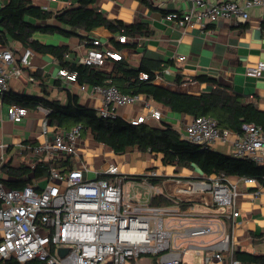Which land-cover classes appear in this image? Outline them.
<instances>
[{
    "label": "built area",
    "instance_id": "obj_1",
    "mask_svg": "<svg viewBox=\"0 0 264 264\" xmlns=\"http://www.w3.org/2000/svg\"><path fill=\"white\" fill-rule=\"evenodd\" d=\"M191 2L184 13L172 12L168 18L183 27L195 24L205 27L220 19L240 23L249 18L251 8L264 6V0ZM2 5L0 0V8ZM116 40L126 43L130 39L120 34ZM90 43L78 51V62L85 66L107 69L111 59L125 57L124 49L111 46L109 40L92 38ZM32 55L33 50L29 47L19 58L11 48L0 50V96L7 92L8 80L20 76L22 69L32 64ZM178 59L184 60L186 56L180 55ZM164 72H170V69L166 68ZM263 73L264 60L247 68L249 75L261 77ZM58 74L77 83L79 90L92 100H99L100 106L95 109L101 117H123L132 125L150 120L160 122L164 117L162 106L150 97L123 93L114 85L79 84L75 74L62 68ZM140 77L149 79L147 73ZM154 82L173 85L176 91L182 87L167 84L163 74H157ZM37 109L43 115L41 133L47 138L31 152L39 155V160L52 159L60 153L79 154L84 126L81 123L69 129L52 126L48 118L51 109L44 105H38ZM124 109H129L126 114ZM29 112L26 106H8V116L14 122L23 120ZM182 123V138L190 142L209 148L221 142L230 147L234 157L263 163L264 128L260 125L245 122L242 131L234 133L220 129L213 117L186 114ZM7 147L0 144V264H5L12 256L28 264H140L138 259L143 256L151 258L147 264H190L185 260V254L199 253L202 248L210 251L204 255L203 264L224 262L226 256L227 264H243L222 217L228 215L236 220L240 214L238 201L241 194L237 182L257 183L259 180L255 177H243L238 181L224 174L185 180L170 178L173 185L167 186V192L163 194L172 199L173 204L152 205L149 200L142 202L130 196L123 183L131 177L121 173L118 166L111 164L104 172L95 171V176L91 177L88 163L80 160L72 169L53 168L49 178L36 187L10 189L2 180L1 170L6 162ZM17 155L14 156L16 159L21 154ZM27 162L34 166L36 160L29 158ZM102 174L111 178H103ZM141 175L140 182L147 183L154 191L158 190L150 179L166 176L165 172L152 168ZM206 193L211 198L205 197ZM181 202L189 205L182 208ZM212 234L217 236L216 241L207 243L203 240L204 236ZM61 248L68 251L61 255Z\"/></svg>",
    "mask_w": 264,
    "mask_h": 264
},
{
    "label": "trees",
    "instance_id": "obj_2",
    "mask_svg": "<svg viewBox=\"0 0 264 264\" xmlns=\"http://www.w3.org/2000/svg\"><path fill=\"white\" fill-rule=\"evenodd\" d=\"M98 0H77L55 11L35 4L33 0H5L0 8V44L9 45L14 41L25 48L41 54H50L62 68L76 75L79 84L102 85L118 87L123 93L140 94L154 99L163 109H169L178 114L191 116H210L217 120L220 129H229L234 133L242 131L245 122L255 123L264 128V109L254 100H247L243 94L233 87L218 83L207 75H196L193 80L200 83L209 82L210 89H202L199 93H181L154 82L157 74L174 65L172 61L164 64L143 58L137 66L122 58L111 59L107 69L85 66L78 62V51L68 44L44 43L35 37L36 33L62 35L64 37L78 36L83 39L91 37L93 31L105 27L113 35L110 45L118 50L133 47L136 42L129 40L120 43L116 36L127 35L128 38L146 37L152 34V27L147 22L126 24L123 20L109 18L97 6ZM93 37H91L92 40ZM99 38V37H95ZM87 41V46L92 43ZM147 73L149 79H141V74ZM183 75L177 73L175 83H185ZM3 99L10 105L17 104L30 108L44 105L51 109L48 114L50 124L58 128L69 129L81 123L84 134L89 132L97 142L109 146L117 154H125L137 147L144 152L162 155L165 165L194 166L205 176L221 175L238 177H255L264 183V166L258 165L250 158H238L209 147L190 142L182 138L181 132L173 125L162 122L152 124L151 121L132 125L123 117L104 118L99 116L97 109L87 107L80 102L79 95L67 90L66 100L19 95L6 92ZM38 144L36 140H28L21 147L22 154H28ZM77 160L74 155L60 153L52 159L36 160L34 166L21 164L12 166L8 161L1 166L4 184L10 189H23L26 186L36 187L38 183L49 178L53 168L68 170L75 167ZM103 178H111L102 174ZM131 179L141 180L142 175H132ZM164 177H153L150 182L158 184ZM152 205H170L173 200L163 193L151 196ZM186 208L189 203L181 202ZM238 257L243 264H264V254L256 255L243 252ZM5 264L22 263L15 256Z\"/></svg>",
    "mask_w": 264,
    "mask_h": 264
},
{
    "label": "crops",
    "instance_id": "obj_3",
    "mask_svg": "<svg viewBox=\"0 0 264 264\" xmlns=\"http://www.w3.org/2000/svg\"><path fill=\"white\" fill-rule=\"evenodd\" d=\"M1 1L4 2L5 0ZM76 1L33 0L35 4L55 11L62 10ZM209 1L218 3L224 0ZM191 3V0H98L97 6L109 18L123 20L126 24L147 22L151 25L153 31L150 36L129 38L131 42H136L135 46L123 48L125 51L124 58L131 65L137 66L143 58L161 64L172 61L174 65L167 67L170 72L162 73L163 77L166 76L172 82L169 84H176V74L181 73L184 80H186L184 84H186L188 92L199 93L202 89L212 88L213 85L209 82L194 81L193 78L199 74H207L215 78L218 83L233 87L243 94L247 100H254L260 108L264 109V73L261 77L247 74L249 66H254L258 61L264 60V6L251 8L249 18L240 23H235L232 19H220L218 22L208 24L205 27L199 24L183 27L175 20L168 18V15L172 12L181 15L188 10ZM112 35L105 27H99L93 31L91 37L109 40ZM35 37L44 43L68 44L72 49L79 52L87 47V41H91L89 40L91 37L86 40V38L81 39L78 36L68 38L58 34L36 33ZM5 48H11L17 58L25 49L24 46L14 41H11L9 45L0 44V50ZM180 55H185L186 59L179 60ZM59 69L57 61L50 54L33 51L32 64L24 67L20 76L8 80L7 92L49 97L64 102L69 89L72 93L79 95L80 102L83 105L92 107L93 100L80 90L75 92L74 88L78 84L60 76L58 74ZM196 83H199V86ZM3 96H0V144L4 143L8 146L5 152L6 162L10 161L12 166L18 167L21 164H27L29 158L39 160V155L32 152L22 154L20 149L25 141L36 140L38 143H42L46 140L47 137L41 133L42 112L37 108L28 107L29 114L23 120L14 122L8 116V106L10 104L3 99ZM126 111L128 109H124V112ZM184 115L164 109L162 121H150L152 124L169 123L167 120L182 123ZM183 127L176 128L181 132ZM86 134L91 136V143H88ZM86 134H83L79 142V155L86 154L87 156L89 154L88 149L84 151L85 146L89 148L90 145L100 149V152L93 151L94 154L89 165L94 172H104L111 164L115 165L114 162H116L121 170L126 172L123 174L131 177L132 175L142 174L151 168L157 170V162H154V159L159 158L162 161L161 154L144 152L137 147L128 153L117 154L109 146L95 141L90 133L87 132ZM108 148H110V152L107 153ZM211 149L230 154V147L221 142H217ZM15 154L21 155L16 159ZM33 154L37 156L33 158ZM29 155L30 157H28ZM85 161L87 162V160ZM256 163L264 166V160L263 163ZM174 166H176L175 173L164 177L163 186H156L158 191L149 189L148 198L144 201H150L151 196L154 194L167 192V186L173 185L170 178L185 180L199 178L203 175L194 166ZM162 171L165 172L166 170ZM228 177L234 181L243 178L238 176ZM138 183L142 184L139 181ZM237 184L238 191L241 192L238 201L240 214L235 221L228 215H223L222 218L232 234L237 255L243 252L256 255L264 254V183L260 181L248 183L239 180ZM127 192L131 197L141 201L140 195ZM205 197L211 198L209 193H206ZM203 240L207 243L214 242L217 240V236L215 234L204 236ZM209 252L207 248L200 249L199 253L190 251L185 254V260L190 264H203V257ZM196 259H199L201 263L196 262ZM138 261L140 264H147L151 261V258L143 256ZM227 263L228 256L225 257L224 262H214L212 264Z\"/></svg>",
    "mask_w": 264,
    "mask_h": 264
},
{
    "label": "rangeland",
    "instance_id": "obj_4",
    "mask_svg": "<svg viewBox=\"0 0 264 264\" xmlns=\"http://www.w3.org/2000/svg\"><path fill=\"white\" fill-rule=\"evenodd\" d=\"M163 80L166 82V83H172L171 81H170V79L169 78H167L166 76H164L163 77ZM74 90H75V92H79V87L78 86H76L75 88H74ZM93 108H98L99 106H100V102H99V100H93V102H92V105H91ZM129 110V109H128ZM128 111H126L125 112V114L127 113ZM133 114H136V111H134L133 112ZM167 122H169V123H171V125H173V126H176V127H178V128H180L181 126L183 127V124L181 123V122H179V123H176V122H173L172 120H167ZM50 130H52V127L50 128ZM89 133V132H88ZM84 134V133H83ZM86 136H87V140H88V143H91V136L90 135H87L86 134ZM86 136H84V137H86ZM80 147V146H79ZM82 148H83V146H82ZM86 149H88L90 152H89V154L86 156V154H84V155H79V154H76V155H74L75 156V158H76V160L79 162L80 160H87V162H88V165H90V163H91V158H92V155L94 154V152L93 151H96V152H100V149H98V148H95V147H92V146H90L89 145V148L87 147L86 148V146H85V148H84V151H86ZM108 152H110V148H108L107 149V153ZM96 154V153H95ZM37 155H32V157L33 158H35ZM117 156V155H116ZM154 162H157L156 163V167H157V170L159 171V172H162V170H166L165 171V174L166 175H172L173 173H175V168H176V166H174V165H164L163 163H162V161H161V159H159V158H157V159H154ZM115 163V165L116 166H118V168L120 169V172L121 173H126V172H123L122 170H121V168H120V166H119V164L118 163H116V162H114ZM90 167V166H89ZM90 176L91 177H94L95 176V172L91 169V172H90ZM142 180V179H141ZM139 182H140V180H139ZM133 184H135V185H133ZM155 187L157 186V187H162L163 186V184H162V182L161 183H159V184H157V185H154ZM123 187H124V189L125 190H127V191H129L131 194H138V195H140L141 196V201H144L146 198H148V193H149V186H148V184L147 183H142V184H140V183H138V180H131V179H125L124 180V183H123ZM239 190H240V188H239ZM196 262H198V263H201V261L199 260V259H196L195 260Z\"/></svg>",
    "mask_w": 264,
    "mask_h": 264
},
{
    "label": "water",
    "instance_id": "obj_5",
    "mask_svg": "<svg viewBox=\"0 0 264 264\" xmlns=\"http://www.w3.org/2000/svg\"><path fill=\"white\" fill-rule=\"evenodd\" d=\"M162 86H165V87H167V88H169V89H171V90H174V91H176L175 89H174V86L173 85H164V84H161ZM196 85L197 86H199V83H196ZM178 92H181V93H187L188 91L186 90V86L185 85H183L182 87H181V89L180 90H177ZM68 251V249L67 248H61L60 249V254L61 255H64L66 252Z\"/></svg>",
    "mask_w": 264,
    "mask_h": 264
}]
</instances>
